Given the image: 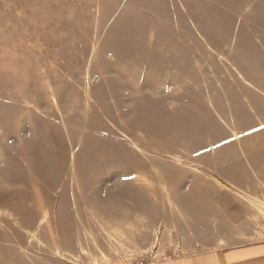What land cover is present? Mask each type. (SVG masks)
Returning <instances> with one entry per match:
<instances>
[{
  "label": "rangeland",
  "instance_id": "374dc122",
  "mask_svg": "<svg viewBox=\"0 0 264 264\" xmlns=\"http://www.w3.org/2000/svg\"><path fill=\"white\" fill-rule=\"evenodd\" d=\"M256 244L264 0H0V264Z\"/></svg>",
  "mask_w": 264,
  "mask_h": 264
},
{
  "label": "crops",
  "instance_id": "0c3cea01",
  "mask_svg": "<svg viewBox=\"0 0 264 264\" xmlns=\"http://www.w3.org/2000/svg\"><path fill=\"white\" fill-rule=\"evenodd\" d=\"M158 264H264V245L256 244L222 254L184 258Z\"/></svg>",
  "mask_w": 264,
  "mask_h": 264
}]
</instances>
